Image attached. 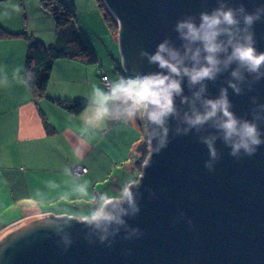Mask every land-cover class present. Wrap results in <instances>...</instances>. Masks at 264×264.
Wrapping results in <instances>:
<instances>
[{
  "label": "water",
  "instance_id": "95a60500",
  "mask_svg": "<svg viewBox=\"0 0 264 264\" xmlns=\"http://www.w3.org/2000/svg\"><path fill=\"white\" fill-rule=\"evenodd\" d=\"M226 2L231 7L242 4L248 12L264 5V0ZM103 3L117 22L122 69L128 75L157 71L140 52H153L165 38L179 46L176 21L217 6V0ZM253 31L257 50L264 52V18ZM227 78L224 73L207 82L208 95L215 98L220 87H227ZM184 94L190 95L186 84ZM253 97L264 104V79L240 95L228 89L237 117L252 118ZM260 128L264 132V123ZM198 135L170 131L166 148L159 154L150 149L139 177V212L125 217L140 236L125 239L121 229L111 245L99 243L96 235L89 242L87 229L73 222L63 228L62 234L72 239L65 250L55 231L45 226L55 221L32 218L0 234V264H264V144L252 156L234 158L217 140L220 158L210 172L204 166L208 151Z\"/></svg>",
  "mask_w": 264,
  "mask_h": 264
},
{
  "label": "clouds",
  "instance_id": "9594fccd",
  "mask_svg": "<svg viewBox=\"0 0 264 264\" xmlns=\"http://www.w3.org/2000/svg\"><path fill=\"white\" fill-rule=\"evenodd\" d=\"M15 10L20 9L15 7ZM262 18L264 5L248 12L242 4L231 7L226 0H217V6L211 11L177 20L173 30L179 46L165 38L153 52H140L157 71L120 76L116 80L106 78L103 88L92 85L86 101L88 108L82 117L83 132L77 137L74 149L77 157H81L87 147L85 136L105 130L110 122L127 125L137 120L144 124L152 154H159L167 147L170 131L174 135H187L192 131L199 134L198 140L205 145L209 156L204 166L210 172L220 158L217 140L234 158L254 155L264 144V132L260 128L264 123V104L257 103L253 97L252 118L237 117L232 111L228 89L240 95L245 87L251 90L253 83L264 79V52L257 50L253 31L254 24ZM21 71L19 67L14 69L12 78L28 85L33 76L27 70H23L21 76ZM224 73L228 74L227 87H220L218 95L210 97L207 82L216 81ZM185 84L190 95L184 94ZM7 85L8 76L0 69V87ZM171 121L175 122V127L170 128ZM64 172L76 181L73 191L79 197H88L89 182H80L79 174L69 166ZM139 184L140 180H127L114 195L106 191L92 193L90 208L50 214L45 220L55 223L45 226L60 237L65 250L72 239L62 234L63 228L71 227L73 222L87 229L85 239L89 242L90 237L96 235L99 243L111 245L121 229L125 239L138 237L139 229L130 227L125 217L139 212Z\"/></svg>",
  "mask_w": 264,
  "mask_h": 264
},
{
  "label": "crops",
  "instance_id": "0c3cea01",
  "mask_svg": "<svg viewBox=\"0 0 264 264\" xmlns=\"http://www.w3.org/2000/svg\"><path fill=\"white\" fill-rule=\"evenodd\" d=\"M43 1L0 4V28L16 35L0 37V69L8 76V85L0 87V234L24 220L90 208L92 193L114 195L125 181L139 180L141 175L137 147L146 139V129L140 120L127 125L110 122L105 130L85 136L87 147L81 157L74 152L92 85L103 88V76L109 80L128 76L122 69L118 36L106 25L97 0H68L75 13L73 25L91 50L93 63L57 60L41 99H34L29 85L12 78L18 67L24 75L26 36L46 46L56 40L57 27ZM61 100L85 107L71 114L55 102ZM76 165L88 169V174L79 176L80 182H89L88 197L73 191L76 181L64 172L66 166Z\"/></svg>",
  "mask_w": 264,
  "mask_h": 264
},
{
  "label": "trees",
  "instance_id": "16d2710c",
  "mask_svg": "<svg viewBox=\"0 0 264 264\" xmlns=\"http://www.w3.org/2000/svg\"><path fill=\"white\" fill-rule=\"evenodd\" d=\"M5 1L0 0V4ZM97 3L103 12L104 20L109 30L118 36L117 22L107 11L103 0H97ZM42 5L54 19L57 27V35L55 42L50 46H46L42 42L26 36L28 40V51L25 70L33 76L32 81L28 85L34 99L45 98L54 64L57 60L72 59L85 65H89L95 61L91 50L78 37L75 26L73 25L75 13L69 8V5L62 3V0H44ZM14 36L16 35L4 32L0 28V37L11 38ZM55 102L75 115L79 114L85 107L84 104L77 102L62 100ZM137 152L139 154L137 167L142 171L150 152L146 139L138 145Z\"/></svg>",
  "mask_w": 264,
  "mask_h": 264
},
{
  "label": "built area",
  "instance_id": "2783aa9c",
  "mask_svg": "<svg viewBox=\"0 0 264 264\" xmlns=\"http://www.w3.org/2000/svg\"><path fill=\"white\" fill-rule=\"evenodd\" d=\"M62 3L66 4V5H69V1L68 0H62ZM106 78H107V80H109L107 76H103L102 77V82H103L104 86H105V83H106ZM73 172L79 174V176H82V175L88 174V169L85 168L84 166L76 165L73 168Z\"/></svg>",
  "mask_w": 264,
  "mask_h": 264
},
{
  "label": "rangeland",
  "instance_id": "374dc122",
  "mask_svg": "<svg viewBox=\"0 0 264 264\" xmlns=\"http://www.w3.org/2000/svg\"><path fill=\"white\" fill-rule=\"evenodd\" d=\"M72 10H73V8H71ZM74 11V10H73ZM119 66H120V63L118 62V63H116V69L117 68H119ZM111 69H112V67H111ZM117 73L119 74V71L117 70ZM139 179V178H138Z\"/></svg>",
  "mask_w": 264,
  "mask_h": 264
}]
</instances>
